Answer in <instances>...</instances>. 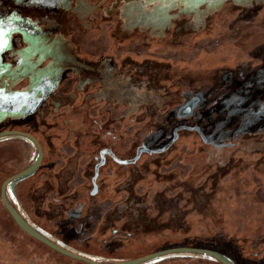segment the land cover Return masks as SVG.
Returning a JSON list of instances; mask_svg holds the SVG:
<instances>
[{
  "label": "rangeland",
  "instance_id": "374dc122",
  "mask_svg": "<svg viewBox=\"0 0 264 264\" xmlns=\"http://www.w3.org/2000/svg\"><path fill=\"white\" fill-rule=\"evenodd\" d=\"M145 2L0 0L1 27L5 22L12 28V20L17 21L21 28L13 27L12 35L17 46H25L21 48L25 55L5 53V60L15 66L24 60L27 64V57L38 54L39 40H47L48 33L60 48L70 42L79 56L111 58L118 69L123 68L116 71L129 74L142 86L201 90L205 97L200 108L207 112L204 123L215 138L230 139L224 132L227 124L249 112L257 115L246 127L256 130L264 114V0H165V4L157 8ZM3 32L0 28L1 43L5 40ZM111 63L107 60L104 65L110 73L112 66L114 68ZM7 68V64L0 63V121L3 125L0 127L9 125L10 115L21 113L23 119L18 127L28 126L45 140L54 134L55 144L62 154H56L58 160L53 163L54 167L44 169L40 180L50 178L56 183L53 177L57 168H61L67 156L77 148L72 138L67 139L66 132L58 134L55 128L56 122L63 118L61 112H53L54 101L49 92L56 82L51 74L34 75L24 77L23 83L10 89L13 78L4 77ZM85 71L66 72L64 88L72 89L79 77L74 74L81 75ZM31 85L33 88L29 90ZM38 105L39 112L35 113ZM97 107L90 110L91 115L97 114ZM164 109L146 107L130 119L114 122L111 128L101 131V137L114 140L122 130L126 136L125 150L143 139L158 144L170 136V122L174 119L173 116L163 119L161 130L151 136L150 132L160 126L155 121L159 122L158 113ZM106 118L104 114L101 121ZM93 129L96 131L97 127ZM16 137L26 148L31 147L25 141L29 139ZM122 146L118 141V149L124 151ZM204 146L195 133H183L175 150L167 156L162 159L156 156L152 160L145 156L139 162L143 179L138 181L136 173L127 171L121 179V191L115 193L109 187L106 197L97 194L92 198L94 203L90 204L88 213L81 216L90 197L88 188L93 173V162L88 155H83L65 190L59 194L57 186L50 184L45 192L44 207L52 213L58 208L49 206L51 201L72 206L70 210L67 208L63 218H47L44 211L39 212L34 206L27 209V216L34 226L55 240H62L73 250L100 261H118L120 259L113 256L127 252L124 250L128 247L136 254L141 246L144 250L160 245L166 247L194 237L224 248L238 264H264V142L254 147L221 151L208 160L206 148L200 149ZM88 147V142L84 141L82 148ZM2 150L9 153V157L5 158L0 152V182L2 176L10 172L5 171L9 160L15 158L18 159L15 164H25L16 150ZM132 153L133 149L124 156ZM174 153L177 156L174 157ZM186 155L189 157L185 158ZM35 156L37 152L30 159ZM113 170L110 164L101 172L99 182L113 178ZM1 185L0 264H78L76 259L30 238L10 221L1 198ZM73 194L77 198H73ZM115 207L118 211L109 215ZM69 213L78 218L66 220ZM16 250L17 254L13 255ZM150 263L217 264L212 258L196 253L172 254Z\"/></svg>",
  "mask_w": 264,
  "mask_h": 264
},
{
  "label": "flooded vegetation",
  "instance_id": "af4514ba",
  "mask_svg": "<svg viewBox=\"0 0 264 264\" xmlns=\"http://www.w3.org/2000/svg\"><path fill=\"white\" fill-rule=\"evenodd\" d=\"M144 2L150 7L154 6V8H157V6H162L163 4H165V0L164 1L163 0H144ZM152 3H154V5ZM12 22L14 24L12 28L13 27L21 28V25L18 24L17 21L12 20ZM2 24H3V27H1L0 25V28L4 29L3 33H4L5 40L3 43L0 42L1 46L2 44L4 45L3 48H0V63L7 64L8 66L4 77H12L13 78L12 80H15L16 77H34V75L39 76L38 71H35L33 74L30 73L27 75L28 68H27V64L25 63V60L16 66L10 61L5 60V57H4L5 53H9L10 55H17L19 54L18 52H15L14 54H12V51L15 48L21 49L23 46L16 45L14 41L15 38L13 37L14 35H12L15 31L11 30L12 28L10 27V25L7 26L5 22H3ZM6 35H8V37H6ZM24 35H23V43L26 45L27 37L26 35L25 36ZM10 37L11 39H8ZM10 44H12L11 47L9 46ZM22 54L25 55V53H20L19 56H21ZM87 57L88 56H86V61L90 63L89 66L91 67L86 68V73H84V75L74 74V76H79V77H77L76 81L74 82L72 89L66 90L64 88L63 81L65 80L66 77H52L53 78L52 80H54L56 84H55V87L49 91L51 92L50 93L51 96L57 93L56 102L53 106V112H57V113L61 112V114H63L62 120L60 122H56V125H55L56 130L60 132L58 134H63L66 132V135L68 137L67 139L72 138L73 141L77 145V148L75 149V151L73 153H70L66 158L72 161L75 160V163H77V166L76 165L74 166L75 168L74 173L78 169L77 168L78 162L81 156L88 155L90 158V161L93 162V173L91 176V185H90V188H88L91 198L88 197L86 204L84 201H80V203L84 202L85 204L84 205L85 208H83L84 213L81 216L85 215V213H88L87 211H89L90 209L89 208L90 204L92 205L94 203V199H92V198H95L94 196H96L97 194L99 195L101 194V197L104 198L109 193V191H106L109 187L115 190V188L119 187L120 185L123 186V181H121V179H122V176L127 171L129 172L131 171L130 172L131 174L136 173L137 178L136 177L135 178L138 180V176L142 174V171L139 170V166H140L139 162L145 156L150 157L151 160L156 156L159 157L160 159H162L163 156H167L169 152H172L173 150H175L177 142L181 139V135L185 132L187 133L193 132L201 138L205 146L201 147L200 149L206 148L205 152L206 153L208 152V154H206L207 160L210 158H213L212 156L214 154H217L218 156L221 151L229 152L230 150L232 151L233 149L237 147H243V148L248 147L247 143L251 140L250 138L251 136L257 133L264 132V121L259 125L257 124L258 129L256 128V130L247 129L246 127L247 123L250 122V120H252L255 115H257L256 113L253 114L252 112H249V113H246L245 115L243 114L241 116H237L235 119L231 120V122L227 124L226 128L224 129V132L226 135L230 137V139L221 140V139L215 138L211 136L209 130L207 129L208 125L204 123V119H205L207 112L200 108V105L203 101V97H205L204 94L201 93V90H196V91L180 90L179 91V90L166 89L165 87L157 88V86L155 87L142 86L140 84H137L132 79V76H129V74L127 73H124L123 72L124 70L121 71L123 73H119V71L122 70L123 68L118 69L117 65L111 63V60H112L111 58L106 59L107 58L106 57L105 59H91ZM107 60L110 61L111 66L114 65V68L112 66V71H113L112 73L109 72L110 69L104 67V65H106L105 61ZM117 69L119 71H116ZM24 81L25 79L23 78L19 82H16V83H13V81H11L9 88L10 89L16 88L14 87V85H18L20 83H23ZM24 85L25 84H23L22 86ZM30 87L28 89L32 90L33 85H31ZM38 94H41V93L38 92ZM171 94L175 95V97L173 98L175 100L169 99V96ZM64 95H67V97H65ZM40 96L42 95H39V97ZM195 98L197 100V104L192 110V113L186 116L180 115L179 113V111L181 110L180 108H182V106H184L189 101ZM63 99L70 100L71 103L69 105H65L67 103L63 104L62 103ZM100 103H103V104L99 105ZM94 106H98L97 107L98 112L96 115L93 116L90 114V110ZM146 107L147 108L157 107L158 109H162V107L165 108L163 111L161 110L158 113L159 122L155 121L156 118L154 120L155 123L159 125L161 122H163V119H168L169 117L173 116L174 118L173 121L171 122L169 121L170 127H172L171 134L169 137L165 138L163 141H161L158 144H154L151 141H148V140L146 141L143 139L141 140V142H138L137 144H133L129 148H126V150H125V145H124L126 136L124 135L122 130L120 131L118 137H115L114 140L102 139L101 131L111 128L110 126L114 122L123 121L125 119H130L136 116L138 112L144 110ZM35 110H36L35 113L39 112V105L37 106ZM104 114H107V118L106 120L101 121V117ZM261 115L263 116L264 114H261ZM13 118H16L15 123H12ZM10 119L11 121L7 122L9 125H7L5 129H21L27 132H31L34 135H36L41 141V144L44 149L43 162L35 171H33L29 175L39 172V170L43 166V163H45L46 161L45 159L46 146L44 145V142L46 140L43 139L38 134H36L35 131L33 132L32 131L33 129L28 126L18 127L21 125L19 121L23 119V117H21V113L15 116L10 115ZM181 125L201 126L206 136L213 142L206 143L202 139L198 131L196 130L179 129L177 132L178 133L177 139L170 145V147L167 150L163 152H152V153H149L147 151H142L140 154H138L139 147L143 146V148L146 147V148L153 149V148L162 147L165 144H167L174 136V132H173L174 129ZM94 126L97 127L96 131L93 129ZM251 126H253L254 128V125H251ZM161 127H162V124L160 126H157L154 131L150 132L151 134H153L151 136H154L158 130H161L160 129ZM50 135H52V137L51 138L49 137V138L53 139V142L55 143L54 140L56 136L54 134H50ZM12 136H17V135H12ZM83 136H84V140H83ZM235 136H237L236 139L234 138ZM5 137H10V136H5ZM1 138H4V137H1ZM85 138L87 140H85ZM260 140H262V138H260ZM84 141L88 142L89 144V147L86 149L82 148ZM118 141L120 144L123 145L122 150L124 151H121L120 149H118L117 147ZM100 142H103L104 144L101 145ZM231 143H234V144L231 145ZM91 147L92 149H89ZM132 149H133V153L131 155L124 156V153ZM36 151H37V148H36ZM61 154L62 153H60V155ZM113 156H115L116 158L122 159V160L132 159L137 156L138 158L135 163L123 164V163H119L118 161H116V159ZM173 156L175 157L177 156V154L174 153ZM187 157L189 156L186 155L185 158ZM225 158H228V155L225 156ZM11 160H15L16 162L18 161V159H15V158ZM100 161H103V164L99 167V172H98V176L96 180L97 185H98V191L95 194H91V191L96 189V184L93 182V176L96 172L95 171L96 164ZM110 164L112 165L114 169L113 170L114 177L104 178L103 181L99 182L101 172L104 169H106ZM6 170H8V172L14 171L13 169H5V171ZM15 171L18 172L20 170H15ZM58 172L60 173L62 178L64 177L67 178L71 176L73 171L63 169L61 172L60 171ZM74 173L72 174L73 176H74ZM55 174L57 176L59 175L57 174V172ZM129 177H132V176L129 175ZM18 180L12 181L10 184ZM50 182L51 183H48L46 185L45 189L47 188L49 189L51 185L55 187L58 184L57 182L55 183V181H50ZM72 196L73 198H77L76 194H73ZM46 198H47V194L44 192V195L41 197V204L40 206L38 204V207H37V210L39 212L44 211L43 213H46L47 211H50L48 207L47 208L43 207L45 200H47ZM53 205H54V208L61 207V208H68L69 210L72 208L71 205L69 207L67 206L68 204L65 205L64 202L54 203L53 201H51L49 206H53ZM68 216L69 218H66V220L68 219L74 220L78 218V216L72 215L70 213Z\"/></svg>",
  "mask_w": 264,
  "mask_h": 264
},
{
  "label": "water",
  "instance_id": "95a60500",
  "mask_svg": "<svg viewBox=\"0 0 264 264\" xmlns=\"http://www.w3.org/2000/svg\"><path fill=\"white\" fill-rule=\"evenodd\" d=\"M197 104V100L192 99L191 101H189L187 104H185L184 106H182V108H180L181 110L179 111L180 115L186 116L192 113V110L194 109V107ZM179 129H190V130H196L198 131V133L201 135L202 139L206 142V143H212L213 141H211L205 134V132L203 131V129L201 128V126L199 125H195V126H188V125H181L178 126L177 128L174 129V136L173 138L164 146L159 147V148H146L143 146L139 147L138 149V154H140L142 151H147L149 153L152 152H163L165 150H167L170 145L177 139L178 137V130ZM12 135H17V136H22L25 137L27 139H29L30 141L33 142V144L35 145V147L37 148V158L28 166H26L25 168H23L22 170L10 175L9 177H7L1 185V198L2 201L6 207V209L9 211L10 215L14 218V220L16 221V223L19 225V227L21 229H23L26 233H28L29 235H31L32 237L38 239L39 241L43 242L44 244L48 245L49 247H51L52 249L58 251L59 253H62L64 255H67L73 259H77V260H81L84 262H87L89 264H141L144 262H148L150 260H154L157 258H161L164 256H168V255H172V254H178V253H196V254H204V255H209L214 257L215 259H217L218 261H220L223 264H232L225 256H223L222 254H220L219 252L210 249V248H204V247H194V246H174V247H169V248H165V249H161V250H156L153 252H150L146 255L143 256H139V257H134V258H130V259H124V260H118V261H100L97 260L91 256H88L86 254H82L79 252H76L75 250H73L70 247H65L63 245H61L60 243H58L57 241L51 239L50 237H48L47 235H45L43 232H41L39 229H37L36 226H34L32 223H30L26 218H24L16 209L15 207L11 204L8 195H7V188L9 186V184L12 181L21 179L25 176H28L29 174H31L33 171H35L43 162L44 159V149L43 146L41 144V141L39 140V138L34 135L31 132H27L21 129H5L0 131V138L1 137H5V136H12ZM235 139L237 138V136L234 137ZM234 143H231V145H233ZM116 161H118L119 163H123V164H128V163H135L138 156L132 159H119L116 158L115 156H113ZM103 164V161H100L96 164L95 167V174L93 176V182L96 184V189L91 191V194H95L98 191V185H97V176H98V172H99V167Z\"/></svg>",
  "mask_w": 264,
  "mask_h": 264
},
{
  "label": "trees",
  "instance_id": "16d2710c",
  "mask_svg": "<svg viewBox=\"0 0 264 264\" xmlns=\"http://www.w3.org/2000/svg\"><path fill=\"white\" fill-rule=\"evenodd\" d=\"M47 35V40H45V38H42L39 40V50H38V54L33 57H27V68H28V74L30 73H33L35 71H38L39 73V76H43V75H50V77H64L63 75L68 72V71H78V70H86V68L89 66L88 62L86 61V56H83V55H78L76 49L74 48V46L71 45V43L69 42L68 45H66V47L64 48H60L58 47L57 45L54 44V42L56 41L55 39H53L54 37H51V35H49L48 33H46ZM61 34H64L61 32ZM15 52H18L19 54L20 53H23V49H17L15 48L13 51H12V54H14ZM27 55V53H26ZM86 73V71L84 72ZM84 73H81V75H84ZM22 78L24 77H18L16 78L15 80H12L13 83H16V82H19ZM157 91V90H155ZM57 96V93H55L52 97H53V101H54V104L56 102V97ZM65 97H67V95H64ZM175 97L174 94H171L169 96V99H172V100H175L173 99ZM63 104H65L66 102H70V100H66V99H63L62 100ZM262 121H264V115L262 116ZM16 118H13L12 120V123H15ZM3 121V120H2ZM2 123V122H1ZM0 123V125H1ZM5 129L4 127H0V131ZM26 130V129H25ZM263 135H264V132L263 133H257V134H254L253 136H251V140L247 143V146H250V147H254V146H257L259 145L260 143H263L264 140H263ZM260 138H262V140H260ZM0 152H3V155L6 157H9V153L6 154V151L5 150H0ZM2 156V155H1ZM16 171H10L9 173L3 175L2 179H1V182H0V185L2 184V182L11 174L15 173ZM144 178V175H139L138 176V180L140 179H143ZM122 188V185H120L119 187L115 188V193H118ZM133 192V189L132 191ZM118 207H115L111 212H109V215L113 214V213H116L118 210ZM66 210H68L67 208H61L59 207L58 208V211L56 213H50V211H47L46 213H44L46 215V217L48 218L49 216H61L63 218V214H65ZM6 213L7 215L10 216V221H13V223L19 228V225L16 223V221L14 220V218L9 214L8 210L6 209ZM66 218V217H65ZM65 219H63L62 221H64ZM102 225H100L98 227V230H100V227ZM39 229V228H37ZM25 234H27L30 238L34 239L35 241L37 242H40L41 244H43V242L39 241L38 239L32 237L31 235H29L28 233H26L23 229H21ZM41 232H43L45 235H47L48 237H50L51 239L55 240L54 238H52L51 236H49L47 233H45L44 231H42L41 229H39ZM7 232L11 233V230H7ZM72 235V233H71ZM9 238L13 241L12 239V236H9ZM66 239V238H65ZM57 241V240H55ZM58 243H60L61 245L65 246V247H69L67 243H64L62 240L60 241H57ZM15 243V242H14ZM229 244V242H227ZM16 244V243H15ZM215 243H208L207 241H204V239L202 238H194V237H187L186 239H184L183 241L179 242V244H176V245H173L171 244L170 246H166V247H163L162 245L160 246H156L155 248H151V249H148V250H144V247H140V251L139 252H136V254H133L131 253L130 251L133 250L132 247H128V248H125L124 251H127L125 253H122L121 255L119 256H113V257H117V259H120V260H124V259H130V258H133V257H139V256H143V255H146L150 252H153V251H156V250H161V249H165V248H169V247H174V246H182V245H185V246H194V247H204V248H210V249H213L217 252H219L220 254H222L223 256H225L232 264H238L236 262V260H234L233 256L231 254H229L228 251H226L224 248H219L217 246H213ZM17 251L16 250V253L13 252V255H16L17 254ZM20 252V251H19ZM77 252V251H76ZM79 253H82V254H85L83 252H79ZM178 254H186V255H189L191 253H178ZM87 255V254H86ZM204 255V254H202ZM209 258H212L213 260H215L217 262V264H223L221 263L220 261H218L217 259H215L214 257L212 256H209V255H205ZM152 260L148 261V262H144V263H141V264H152L150 263ZM76 263L78 264H89L87 262H84V261H81V260H77L76 259ZM263 263H264V259H263ZM154 264H157V263H154Z\"/></svg>",
  "mask_w": 264,
  "mask_h": 264
},
{
  "label": "crops",
  "instance_id": "0c3cea01",
  "mask_svg": "<svg viewBox=\"0 0 264 264\" xmlns=\"http://www.w3.org/2000/svg\"><path fill=\"white\" fill-rule=\"evenodd\" d=\"M1 123V121H0ZM2 126V125H0ZM46 130H49L46 129ZM50 138L52 135L49 136ZM16 138V139H15ZM19 137L16 136H10V137H5V139H0V150L2 149H14L16 150L17 153H20L23 157V161H25V164L22 166H19V164H15V160H9V164H7L8 169H22L28 165H30L35 159L36 156L33 159H30V156L32 154L34 155L36 151L35 146L28 140L25 139L27 144L31 145L28 148H26V145H22L20 141L18 140ZM47 138L46 141L44 142V145L46 146L45 150V163L42 166V168L39 170V172L34 173L32 175L26 176L21 178L20 180L10 184L7 189V195L10 200V202L13 204L15 209L23 216L25 217L30 223H32L27 214V209H32L34 206V209H37L38 204L40 206L41 204V197L44 195V192H46L45 188L48 183H51L50 181H54L53 179H42L40 180V174L41 172L44 171V169L48 168L52 169L54 167V164L58 159L57 156L60 155V151L58 149V145H56L53 142V139ZM18 140V141H17ZM24 146V147H22ZM57 154V156H56ZM29 158V160H28ZM27 160V161H26ZM65 160V164L61 168H57V174L53 178L57 179V190L58 193L60 194L61 191L65 190L67 185H69L70 180L73 177L74 173V166H75V160ZM71 163H73L70 167H68ZM50 165V166H49ZM63 169L73 171L70 177H64L62 178L60 173L58 171H62ZM19 182H21V185H19ZM50 185V184H49ZM37 200V202H36ZM39 201V203H38ZM36 203V204H35ZM50 203V202H49ZM44 207V205H43ZM70 221V219H68ZM33 224V223H32Z\"/></svg>",
  "mask_w": 264,
  "mask_h": 264
}]
</instances>
